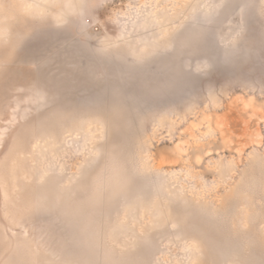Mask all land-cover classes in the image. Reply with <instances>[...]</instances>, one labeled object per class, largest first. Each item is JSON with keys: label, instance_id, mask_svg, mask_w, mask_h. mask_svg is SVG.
<instances>
[{"label": "rangeland", "instance_id": "374dc122", "mask_svg": "<svg viewBox=\"0 0 264 264\" xmlns=\"http://www.w3.org/2000/svg\"><path fill=\"white\" fill-rule=\"evenodd\" d=\"M0 264H264V0H0Z\"/></svg>", "mask_w": 264, "mask_h": 264}]
</instances>
